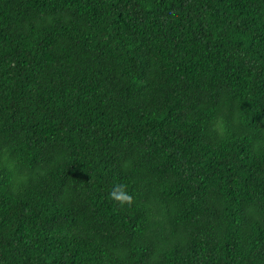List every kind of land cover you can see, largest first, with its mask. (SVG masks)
<instances>
[{
    "label": "trees",
    "instance_id": "trees-1",
    "mask_svg": "<svg viewBox=\"0 0 264 264\" xmlns=\"http://www.w3.org/2000/svg\"><path fill=\"white\" fill-rule=\"evenodd\" d=\"M0 264H264V0H0Z\"/></svg>",
    "mask_w": 264,
    "mask_h": 264
},
{
    "label": "clouds",
    "instance_id": "clouds-1",
    "mask_svg": "<svg viewBox=\"0 0 264 264\" xmlns=\"http://www.w3.org/2000/svg\"><path fill=\"white\" fill-rule=\"evenodd\" d=\"M110 197L121 205L125 203L130 204L133 200L132 194L127 191V185L123 183H118L113 186Z\"/></svg>",
    "mask_w": 264,
    "mask_h": 264
}]
</instances>
